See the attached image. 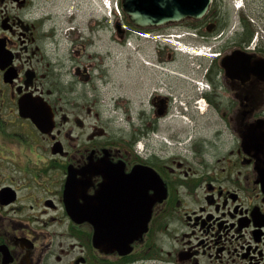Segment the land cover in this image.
I'll return each mask as SVG.
<instances>
[{"label": "flooded vegetation", "instance_id": "obj_1", "mask_svg": "<svg viewBox=\"0 0 264 264\" xmlns=\"http://www.w3.org/2000/svg\"><path fill=\"white\" fill-rule=\"evenodd\" d=\"M109 1L0 0V264H264L247 15Z\"/></svg>", "mask_w": 264, "mask_h": 264}, {"label": "water", "instance_id": "obj_2", "mask_svg": "<svg viewBox=\"0 0 264 264\" xmlns=\"http://www.w3.org/2000/svg\"><path fill=\"white\" fill-rule=\"evenodd\" d=\"M211 0H123V10L132 20H143L160 24L187 16L201 17L209 8ZM158 188V185H157ZM157 191V199L158 197ZM74 218L84 215L72 213Z\"/></svg>", "mask_w": 264, "mask_h": 264}, {"label": "rangeland", "instance_id": "obj_3", "mask_svg": "<svg viewBox=\"0 0 264 264\" xmlns=\"http://www.w3.org/2000/svg\"><path fill=\"white\" fill-rule=\"evenodd\" d=\"M232 3L230 6L233 16L238 17L239 14L247 15L245 16L252 24L254 29V34L252 39L262 42L264 46V0H241V7L235 8L233 3H236L240 0H227ZM249 16V17H248Z\"/></svg>", "mask_w": 264, "mask_h": 264}, {"label": "trees", "instance_id": "obj_4", "mask_svg": "<svg viewBox=\"0 0 264 264\" xmlns=\"http://www.w3.org/2000/svg\"><path fill=\"white\" fill-rule=\"evenodd\" d=\"M252 34H254V29L252 28Z\"/></svg>", "mask_w": 264, "mask_h": 264}]
</instances>
